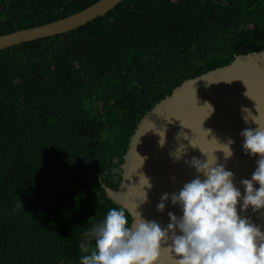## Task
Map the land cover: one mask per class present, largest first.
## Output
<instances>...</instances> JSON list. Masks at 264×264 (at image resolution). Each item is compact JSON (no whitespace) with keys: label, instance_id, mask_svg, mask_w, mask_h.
<instances>
[{"label":"trees","instance_id":"1","mask_svg":"<svg viewBox=\"0 0 264 264\" xmlns=\"http://www.w3.org/2000/svg\"><path fill=\"white\" fill-rule=\"evenodd\" d=\"M96 1L0 0V35ZM262 49L264 0H123L0 49V264H80L84 233L121 208L104 186L118 189L141 118L184 80Z\"/></svg>","mask_w":264,"mask_h":264},{"label":"water","instance_id":"2","mask_svg":"<svg viewBox=\"0 0 264 264\" xmlns=\"http://www.w3.org/2000/svg\"><path fill=\"white\" fill-rule=\"evenodd\" d=\"M122 1L98 0L69 16L2 34L0 49L71 31L105 15ZM247 91L250 97L245 95ZM243 108H248L255 116L260 111L259 119L264 124V49L239 54L229 64L186 79L171 94L157 102L141 118L130 137L121 164L122 180L118 189L104 186L106 196L129 213L135 212L139 205L137 211L145 219L166 227L170 222L169 212L177 216L183 213L179 205L172 204L171 198L165 201V210L159 211L157 205L161 202V196L166 192H178L198 175L204 178L191 164L193 157L202 161L207 159L202 150L209 156L215 154L217 163L235 174L234 184L243 195L245 186L241 180L251 179L259 159L258 154H246L243 149L241 131L258 127L251 119L245 122ZM155 125L160 129L166 128L167 139L163 147L159 145L160 137L155 130H151ZM181 131L187 134V139H177ZM229 139L234 141L231 145L233 156L226 160L219 149ZM180 145V152L183 153L180 159H176L171 153ZM141 173L152 184L150 189L145 186L147 202H141L144 196L143 184H139ZM255 187L258 188L259 184ZM240 214L264 230V209L253 212L251 207L247 211L241 208ZM160 264H175V258L162 250Z\"/></svg>","mask_w":264,"mask_h":264},{"label":"clouds","instance_id":"3","mask_svg":"<svg viewBox=\"0 0 264 264\" xmlns=\"http://www.w3.org/2000/svg\"><path fill=\"white\" fill-rule=\"evenodd\" d=\"M245 95L249 96L248 91ZM242 112L246 113L245 122L251 119L258 125L241 131L243 149L246 154L259 155L258 167L251 179L241 180L245 186L243 195L234 184L235 174L218 164L215 154L209 156L201 149L207 159L193 157L191 164L204 178L198 175L178 192L164 193L157 205L163 212L165 201L171 198L173 205L181 207V216L169 212L170 222L162 227L156 221L145 219L137 211L139 205L132 213L123 207H113L100 224L84 233L89 239L80 244V264H160L162 250L175 258V264H264V230L240 214L241 208L247 211L251 207L253 212L264 209V124L259 119L260 111L258 116L248 108H243ZM151 130L160 137L159 145L163 147L166 128L155 125ZM180 137L188 138L183 131L178 133L177 139ZM233 143L229 139L219 149L226 160L233 156ZM181 146L171 153L176 159L182 156ZM141 183L144 188L141 202H147L145 186L150 189L152 184L143 173Z\"/></svg>","mask_w":264,"mask_h":264}]
</instances>
